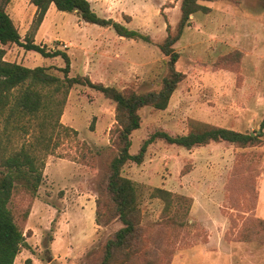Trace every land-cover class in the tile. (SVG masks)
Listing matches in <instances>:
<instances>
[{
	"label": "rangeland",
	"instance_id": "obj_1",
	"mask_svg": "<svg viewBox=\"0 0 264 264\" xmlns=\"http://www.w3.org/2000/svg\"><path fill=\"white\" fill-rule=\"evenodd\" d=\"M89 2L99 16L150 40L120 36L53 4L35 29L29 0H9L5 9L21 41L29 37L67 53V76H87L120 90H157L168 72L158 43L167 25L175 31L180 0ZM201 3L209 10L190 15L173 44L174 65L183 78L164 109H139L129 150L136 153L157 130L185 133L191 121L242 132L261 128L260 141L246 146L211 141L186 149L156 138L143 161L126 162L121 173L135 185L141 244L153 264H264V229L257 225L264 220V0ZM3 47L4 59L48 66L63 79L59 55L43 57L14 43ZM54 97L64 99L53 134L58 143L51 153H40L42 181L33 194L18 186L8 202L24 234L15 264H92L121 225L109 218L104 187L117 151L114 102L81 84L62 86ZM157 187L170 192L168 204L155 194Z\"/></svg>",
	"mask_w": 264,
	"mask_h": 264
},
{
	"label": "trees",
	"instance_id": "obj_2",
	"mask_svg": "<svg viewBox=\"0 0 264 264\" xmlns=\"http://www.w3.org/2000/svg\"><path fill=\"white\" fill-rule=\"evenodd\" d=\"M8 1L0 0V264H15L14 259L24 242V234L15 223L8 202L18 186L33 194L41 183L44 161L43 158L40 159V153H51L58 143L53 140V134L64 99L58 100L54 93L61 90L62 86L66 90L75 84L94 88L112 100L118 124L117 151L109 160L104 187L111 202L109 218H116L121 225L105 240L100 258L92 264H153L141 244L140 208L136 188L130 178L122 175L123 165L128 161L140 164L148 144L156 138L189 149L211 141H226L239 146L253 145L260 141L262 134L261 128L242 132L191 121L190 128L185 133L171 135L157 130L141 143L136 153L129 150L130 134L140 125L139 109L144 106L164 109L183 78V73L174 65L178 53L173 44L181 36L184 27L189 25L190 15L198 11L207 12L209 7L201 3L204 0H180V17L175 31L172 32L167 25V34L158 43L160 51L168 57V72L157 90L136 92L93 82L87 76H67L70 61L66 52L61 49H47L29 37L21 41L20 34L5 9ZM29 1L35 6L34 29L41 23L49 5L53 4L57 10L75 12L84 22L109 26L120 36L150 40L148 35L136 29L112 18L99 16L92 9L89 0ZM9 43L38 52L43 57L59 55L64 61V66L59 68L63 72V79L51 72L48 66L28 67L4 59L3 46ZM155 194L169 203L171 197L168 190L157 187ZM97 204L96 200V208ZM257 225L264 229V220L257 219Z\"/></svg>",
	"mask_w": 264,
	"mask_h": 264
},
{
	"label": "crops",
	"instance_id": "obj_3",
	"mask_svg": "<svg viewBox=\"0 0 264 264\" xmlns=\"http://www.w3.org/2000/svg\"><path fill=\"white\" fill-rule=\"evenodd\" d=\"M15 260V259H14Z\"/></svg>",
	"mask_w": 264,
	"mask_h": 264
}]
</instances>
